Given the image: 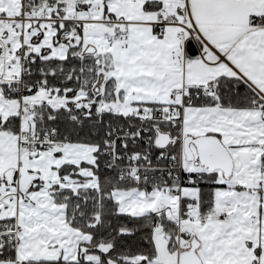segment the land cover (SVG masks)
Instances as JSON below:
<instances>
[{"label":"snow or ice","instance_id":"6c2138e0","mask_svg":"<svg viewBox=\"0 0 264 264\" xmlns=\"http://www.w3.org/2000/svg\"><path fill=\"white\" fill-rule=\"evenodd\" d=\"M0 264H264V0H0Z\"/></svg>","mask_w":264,"mask_h":264}]
</instances>
